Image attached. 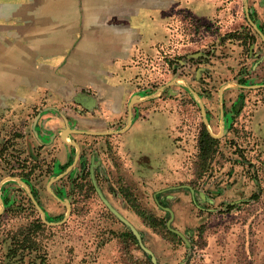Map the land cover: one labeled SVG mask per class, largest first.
I'll return each instance as SVG.
<instances>
[{
    "label": "rangeland",
    "instance_id": "374dc122",
    "mask_svg": "<svg viewBox=\"0 0 264 264\" xmlns=\"http://www.w3.org/2000/svg\"><path fill=\"white\" fill-rule=\"evenodd\" d=\"M52 1L65 0H0V19L12 16L14 11L38 12L28 9L30 2ZM247 2L254 11L251 17L264 23V0ZM245 8V0H180L179 8L166 12L164 36L159 40L153 37L143 45L142 72L135 75L139 94L144 98L157 96L145 100L149 102L142 110L156 113H147L142 125L120 138L112 136L100 142L89 139L98 143L97 156L103 165V185L96 181L98 187L112 207L135 227L158 264H264V87H239L264 84V46L254 38L260 53L257 67V57L248 55L252 32ZM151 14L146 17L150 32L156 29L155 23L161 24L158 14ZM7 22L13 20H0V24ZM203 24L212 28L206 31ZM222 36L226 42L221 47ZM204 45L217 46L207 63L209 97L198 94L200 85L195 82L194 70L181 69L187 61L180 55L196 59L201 53L197 49ZM224 86L221 103L219 92ZM167 87H171L169 94H164ZM238 97L244 101L243 111L227 123L224 108ZM201 103L214 114V123L209 125L212 133L224 131V135L218 139L210 166L197 173L201 164L199 133L204 127L208 130L202 123ZM13 123L7 128L0 126V188L7 182L13 191L9 209L0 215V264H154L138 240V244H129L120 236L132 231L105 205L95 184L67 185L70 217L64 224L44 223L47 228L39 229L38 220L42 218L29 198L32 189L50 222H61L68 211L48 189L47 167L56 152L41 148L30 130ZM143 159L149 164L141 169ZM22 173L29 174L32 188L20 181ZM10 177L16 178L9 181ZM123 183L128 184L132 200L166 225L170 219L166 208L171 209L172 228L189 244L172 231L180 242L165 239L146 227L126 193L119 189ZM22 230L30 232L36 250H18V255L9 259V249L16 250V242L23 239Z\"/></svg>",
    "mask_w": 264,
    "mask_h": 264
},
{
    "label": "crops",
    "instance_id": "0c3cea01",
    "mask_svg": "<svg viewBox=\"0 0 264 264\" xmlns=\"http://www.w3.org/2000/svg\"><path fill=\"white\" fill-rule=\"evenodd\" d=\"M179 7L180 0H65L30 2L38 12L3 17L13 23L0 24V116L42 108L34 127L46 135L60 128L53 111L85 134L130 132L140 118L129 125L127 108L135 95L145 101L134 84L143 45L164 36L166 12ZM151 12L161 24L150 32Z\"/></svg>",
    "mask_w": 264,
    "mask_h": 264
},
{
    "label": "flooded vegetation",
    "instance_id": "af4514ba",
    "mask_svg": "<svg viewBox=\"0 0 264 264\" xmlns=\"http://www.w3.org/2000/svg\"><path fill=\"white\" fill-rule=\"evenodd\" d=\"M254 14V11L252 12V16ZM252 18V17H251ZM252 20L257 23V25L259 26V28L261 29V31L264 33V23H260L257 20L253 19ZM203 28L208 31L209 28H212V26L207 25V24H203ZM249 29L251 28V47L248 51V55L251 58L257 57V61H255V64L257 66V64L260 62L259 61V57H260V53L258 52V45L257 42L254 40V38H258L260 40V43H262V45L264 46V42L261 38V36L253 29V27L249 24L248 25ZM242 31V29H241ZM240 31V32H241ZM238 35H240L241 33H237ZM224 36L220 37V41H219V46H223V41L226 42L224 40ZM240 42H242V40H240ZM217 46L215 47H207V45H204L203 48H199L197 49V51L201 52L198 55V58H193L190 59L188 54H183L180 55V57H183L187 62H184L181 66L182 70H185L186 72H190L191 70H194L195 72V82H197L200 87L198 88V94H201L203 96H208L209 95V91H211V83L210 81H208L206 79V75L210 74L208 67H207V63L210 62V57L212 54H214V49H216ZM264 50V49H263ZM260 65V64H259ZM254 67V66H253ZM260 67V66H257ZM245 82V81H244ZM134 84L136 86V88H138V85L136 84V77L134 76ZM174 86H172L173 88ZM171 87H167V89H164V94L167 93L169 94V90ZM187 93L189 94V92L187 91ZM209 97V96H208ZM190 99V98H189ZM192 100V99H190ZM147 102H144L142 104L136 103L133 105L132 107V123H133V118L137 117L140 118V125L143 124V122L145 120H147V113H151V112H155V110L153 111H149L147 110L146 112H144L142 110L143 106H147L145 105ZM186 105H188V102H186ZM206 112H207V118L210 123H214V114L212 113L211 109L207 107L206 104H204ZM75 108V107H74ZM147 109V107H144ZM201 108V107H200ZM244 108V101L243 99H241L240 97H238V99L236 101H234L233 103H231L230 106H226L225 109V117L228 118L227 119V123H229L230 120H234V117L240 115L243 111ZM16 109H13L8 115H1L0 116V126L2 124V126L4 128H7L8 124L14 125L13 122L18 123L19 125H21L22 129L24 131L30 130L32 135L34 136V139L36 140L37 143H39V146L43 149L48 150L50 153H55L54 154V160H52V162L49 163L48 168V174H49V180H51V178L56 177L58 178V180H56L53 184H52V190L54 191V194L61 198H68L70 199V195L69 192L67 191V185H70V188H75L76 185H84V184H88L91 183L94 186V179L98 182V184H100V186L103 185V181L101 178V173L103 171V165L102 162L99 161L98 156H97V146L98 143L95 145V141L94 142H90L89 139L92 140H97L98 142H100V140H102L103 138H110L114 135H91V136H84V135H90V134H85L83 133L81 130H77L74 129L73 127H75L73 124V122H71V118L67 117L66 115L62 116L59 112L55 113L53 111L52 117L58 119V121L60 122V128L57 130H53L56 134H54V132L52 134L50 133H46L44 134V129L42 124H37L36 127H34V123L36 121V116L39 114V112L42 110V108L39 109H35L32 113H30L29 115H25V111L23 110V112L20 113V111ZM76 109V108H75ZM202 113V110H201ZM35 116H34V115ZM127 117L129 116V108H127ZM228 114H230V118L228 116ZM138 115V116H136ZM141 115V116H139ZM33 116V118H32ZM31 118L33 119L31 121ZM185 122V121H184ZM131 123V124H132ZM202 123L205 125L204 123V117L202 115ZM72 126V127H71ZM206 126V125H205ZM136 128V127H135ZM134 128V129H135ZM205 128V127H204ZM132 129V130H134ZM131 130V131H132ZM137 130V129H136ZM49 131V130H48ZM208 131V130H207ZM203 132V130L199 133V135H201ZM220 134V131L218 132ZM63 134L66 135V139L65 140L63 138ZM39 135V137H38ZM80 135V137H79ZM5 137V136H4ZM116 138V136H114ZM40 138L42 139V141L40 140ZM75 142L78 145V148L73 145L72 143ZM107 144V141L106 143ZM127 148V151L130 150L129 149V145H125ZM67 152V154L63 153L65 156V158L63 157L62 160L59 159V156H57L59 153L61 152ZM62 157V155H61ZM143 163H139V166L141 167V169H143V167H145V164H149L148 162L146 163L145 159H143ZM64 161V162H62ZM153 167V166H152ZM20 181L27 185L30 186V188H32L31 185V180L29 177V174H20ZM12 178V179H10ZM8 178L9 181H14L16 177H10ZM7 182H3L1 184V188H0V203L3 209L2 214H4L10 207V200H11V196H12V188H10V186H6ZM109 184V183H107ZM5 185V187H4ZM95 187V186H94ZM128 189L129 190V186L126 183H123L119 189ZM3 190V193H1V191ZM96 190V188H95ZM126 191V190H125ZM114 192V191H113ZM115 193V192H114ZM34 196V198L37 200V193L34 189H32V192L30 193ZM29 194V196H30ZM123 195V194H122ZM126 197V196H125ZM31 202L33 203L31 197H29ZM66 198V199H67ZM2 200V201H1ZM38 201V200H37ZM39 203V201H38ZM40 204V203H39ZM34 205V203H33ZM35 206V205H34ZM66 207V206H65ZM67 208V207H66Z\"/></svg>",
    "mask_w": 264,
    "mask_h": 264
},
{
    "label": "water",
    "instance_id": "95a60500",
    "mask_svg": "<svg viewBox=\"0 0 264 264\" xmlns=\"http://www.w3.org/2000/svg\"><path fill=\"white\" fill-rule=\"evenodd\" d=\"M248 0H245V3H246V8H245V12H246V17H247V20H248V23L253 27V29L261 36L263 42H264V33L261 31V29L259 28V26L257 25V23H255L252 18H251V13L253 12V10H250L248 8ZM174 84V83H173ZM240 88H244V89H258V88H263L264 87V84L262 85H249V86H243V85H239ZM226 86L222 87L220 89V92H219V96H220V102L223 103V91L225 90ZM161 91H163V89H161ZM192 91V90H191ZM192 93H194V95L196 97H198V95L192 91ZM141 95H135L133 96L131 102H130V105H129V125H131L132 123V107L134 104L136 103H139L141 102V99H140ZM157 96L156 95H152V96H149L147 98H144V100H151V99H154L156 98ZM201 105V110H202V115L204 117V123L205 125L207 126V129H208V132L209 134L214 138V139H220L223 135H224V131H221L219 135H215L214 133H212V131L210 130V124H209V121H208V118H207V112H206V109H205V106L203 103L200 104ZM224 115V111L222 110L221 111V116L223 117ZM127 129H124L122 131H117V132H104V133H94V132H91V133H88L90 135H114V134H121L123 132H125ZM63 138L65 140L66 139V135L63 134ZM73 145H75L77 148H78V145L73 142L72 143ZM79 149V148H78ZM12 179V178H10ZM94 179V184H95V187L100 195V197L102 198L103 202L105 203V205L110 209V211L120 220L122 221L131 231L132 233L134 234V236L137 238V240L139 241L142 249L144 250V252L149 255L152 260H153V263L154 264H158V261L157 259L155 258L154 254L152 251H150L148 248H146V246L143 244L142 242V238L140 236V234L138 233V231L135 229V227L129 222L127 221L114 207H112V205L108 202V200L104 197V195L102 194L100 188L98 187L97 183H96V180L95 178L93 177ZM8 180V179H7ZM58 180V178L56 177H53L51 178V180L49 181V184H48V189L49 191L52 193V195H54V197L60 201L61 203H63L66 207H67V214L66 216L64 217V219L59 222V223H52L49 221V217L46 213V211L43 209V207L38 203V201L34 198V196L32 194H30V197L36 207V209L38 210L39 214L41 215V218H42V221L43 223H45L46 225L48 226H56V225H61V224H64L67 219L70 217L71 215V212H72V207H71V203L68 199L64 198V199H60L59 197H57L53 190H52V184ZM190 189L191 193L194 194V190L191 188V187H187ZM2 201V200H1ZM166 210L168 211V213L170 214V219L169 221L167 222V227L170 231L176 233L177 235H179L180 237H182L187 244H189V242L186 240V238L184 237V235L182 233H180L178 230L172 228L171 224H172V221L174 219V214H173V211L169 208H166ZM3 209L0 210V214L2 213Z\"/></svg>",
    "mask_w": 264,
    "mask_h": 264
},
{
    "label": "trees",
    "instance_id": "16d2710c",
    "mask_svg": "<svg viewBox=\"0 0 264 264\" xmlns=\"http://www.w3.org/2000/svg\"><path fill=\"white\" fill-rule=\"evenodd\" d=\"M219 143H220L219 140L214 139L205 128L203 129L202 135L199 138L198 158L200 159L201 164L198 166L199 168L197 173L206 171L207 168L210 166L211 161L214 160L215 155L217 153V147ZM129 191L130 190L128 189H124V188L122 189V192L126 193L125 196L126 198H128V202H130L131 207L135 210L137 215L142 219L143 224L146 227L152 229L154 232L161 235L165 239H169L171 241H177V242L181 241V239L176 234L168 230V227L162 218L156 217L154 216V214H151L150 212L143 210V208H141L136 203L135 199L132 200L131 198L132 197L134 198V196ZM38 222H39L38 223L39 229L47 228V226L42 222V220L39 219ZM21 235L23 236V239H21L19 242H16V244L17 243L19 244V247L14 245L16 246V250L13 249V247L9 249V255H8L9 259L16 257L18 255V250L22 251V253L32 252L36 250L32 248V241H31L32 235L30 234V232H28L27 230L26 231L22 230ZM120 236H122L126 241H128L129 244L131 243L138 244L137 238L129 231L120 234ZM135 264H151V261H135Z\"/></svg>",
    "mask_w": 264,
    "mask_h": 264
}]
</instances>
